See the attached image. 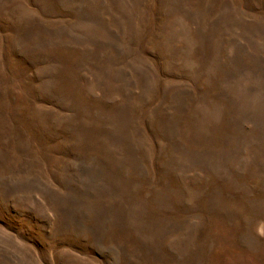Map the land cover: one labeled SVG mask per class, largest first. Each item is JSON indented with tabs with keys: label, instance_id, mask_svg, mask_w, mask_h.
Instances as JSON below:
<instances>
[{
	"label": "rangeland",
	"instance_id": "obj_1",
	"mask_svg": "<svg viewBox=\"0 0 264 264\" xmlns=\"http://www.w3.org/2000/svg\"><path fill=\"white\" fill-rule=\"evenodd\" d=\"M0 264H264V0H0Z\"/></svg>",
	"mask_w": 264,
	"mask_h": 264
}]
</instances>
